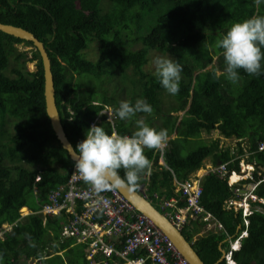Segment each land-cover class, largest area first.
<instances>
[{"label":"trees","instance_id":"1","mask_svg":"<svg viewBox=\"0 0 264 264\" xmlns=\"http://www.w3.org/2000/svg\"><path fill=\"white\" fill-rule=\"evenodd\" d=\"M255 16H264V2L0 0V22L23 27L44 44L56 107L73 148L93 125L103 126L109 135L115 131L131 136L136 130L134 120L143 118L156 131L175 132L161 151L144 150L151 168L132 186L148 181V198L154 206L158 202V210L162 199L172 196L178 206L184 205L175 180L190 177L205 159L213 166L224 165L225 175L209 171L201 177L199 200L222 228L199 234L203 222L195 217L181 229L205 264L216 262L219 246H227L226 239H234L244 228L240 210L227 205L240 198L235 187L254 182L246 179L228 185L226 176L232 170L239 172L240 159L254 164L261 177L251 191L257 199H247L251 206L247 235L232 258L238 264H264V204L259 200L264 199V148L258 149L264 142V75L251 76L241 69L238 84H231L216 46L234 23ZM92 41H96L94 60L85 51ZM151 50L170 55L181 65L176 95L166 93L154 72L144 69ZM213 56L210 69H205ZM33 60L35 67L29 70L27 63ZM261 64L264 69V60ZM43 85L40 55L32 43L0 31V229L10 225L0 237V264L87 263L84 243L60 235L66 219L63 210L56 215L20 211L23 206L36 211L51 189L66 182L74 166L46 115ZM137 99L146 100L152 113L121 121L116 115L120 102L134 104ZM105 105L115 115L113 123L101 112ZM212 130L236 138L234 147L216 137L181 155V149L202 131ZM119 171L123 177V169Z\"/></svg>","mask_w":264,"mask_h":264},{"label":"clouds","instance_id":"2","mask_svg":"<svg viewBox=\"0 0 264 264\" xmlns=\"http://www.w3.org/2000/svg\"><path fill=\"white\" fill-rule=\"evenodd\" d=\"M262 2H264V0H253L255 5H259ZM216 46L221 50L224 58L225 67L223 71L225 79L231 84H238L240 79L238 70L241 69L251 76L264 75V69H262L261 64V61L264 60V51H262V48H264V16H255L242 22L234 23L227 30L226 34L217 41ZM152 63L154 65V76L160 86L169 95H176L179 92L180 81L182 78L181 65L174 60L163 56L154 57ZM152 111V106L147 103L146 100L137 99L134 104L127 101H121L116 109V115L121 121L127 122L132 121L138 113L151 114ZM101 112L106 115L107 120L113 123L115 115L109 106L105 105ZM90 125H92V123H90ZM134 125L136 130L131 136L118 135L115 131L109 135L106 133L103 126L93 125L88 129L85 139L78 142L74 149L71 147L72 151L70 156L74 161V172L90 187L91 192L96 195L97 208H100L102 204L106 203L100 195L101 193L109 189H118L124 185L133 186L143 175H146L150 171L151 164L149 159L144 155V150H158L163 144H165L163 148L167 146L166 130L161 129L160 131H156L151 128L143 118L135 119ZM161 150L162 149H160V151ZM243 162L245 163V161ZM245 164L249 167L253 166L255 168L254 164ZM211 166L213 165L211 164ZM200 168L203 167L201 166ZM121 169H123V177L120 175L119 170ZM251 169L253 168L251 167ZM257 171L260 175V170ZM233 172L237 175L240 174L239 179H237L239 180L238 182L251 179L245 175L246 178L243 180L244 177L241 175L242 173L240 172V169L239 172L232 170L226 176L228 185L238 183L237 180L232 181L237 183H232L230 181L231 184H229L228 182L229 176ZM259 179L260 178L257 180L251 179L254 181L253 183L251 182V184H253L252 189L259 182ZM262 180L264 181L263 178ZM243 184L244 183H241V187L238 189L241 190ZM251 191L250 196H253L254 199L246 196L242 209L241 207L237 210L233 208L235 211L240 210L241 216L243 215L242 221L244 228L234 239H232L231 236L226 239L228 242L227 246H219V250L221 248L224 251L221 261L224 260L225 264H238V262L232 258V252L240 248L241 239L247 235L246 228L248 220L246 219V216L250 213L251 207L247 199H257ZM242 196L243 195L240 194V198L231 200H241ZM259 200L264 204V199ZM43 204H41L36 211H30L26 206H23L20 208V211L22 212L24 209L27 211L24 214H21L25 215L30 212L39 213L41 212L40 210ZM202 225H204V222ZM189 242L191 243V241ZM233 243H238L237 247H234Z\"/></svg>","mask_w":264,"mask_h":264},{"label":"built area","instance_id":"3","mask_svg":"<svg viewBox=\"0 0 264 264\" xmlns=\"http://www.w3.org/2000/svg\"><path fill=\"white\" fill-rule=\"evenodd\" d=\"M262 148L264 142L258 144V149ZM74 171L73 166L66 182L49 191L48 200L40 211L59 214L63 210L66 219L62 222L60 235L85 244L86 264H191L171 239L137 211L118 189L101 193L106 203L97 208L96 195ZM209 171L226 174L223 164L209 166ZM146 186L145 183L139 185L140 193L149 200ZM175 189L184 198V205L178 206V199L172 196L163 198L160 208L178 229L184 228L195 217H200L212 228H222V224L211 213L204 212L199 204L200 176H190L180 182L175 180ZM239 191L234 189L236 193ZM9 229L10 226L4 224L0 237Z\"/></svg>","mask_w":264,"mask_h":264},{"label":"water","instance_id":"4","mask_svg":"<svg viewBox=\"0 0 264 264\" xmlns=\"http://www.w3.org/2000/svg\"><path fill=\"white\" fill-rule=\"evenodd\" d=\"M0 31L29 41L32 43L40 55L42 71H43V95L45 103V112L49 118L50 125L56 138L70 156L71 142L67 138L63 126L60 121L59 113L55 103V90L53 85V76L51 72V61L42 41H40L31 31L13 24L0 22ZM70 146V147H69ZM74 149V148H73ZM73 160V159H72ZM118 190L131 202L137 211L148 217L163 233H165L182 253V255L191 264H205L196 250L193 248L185 235L162 213L158 210L148 199L140 193V187L134 188L132 186L124 185ZM222 255L213 264H217L223 258V249L220 248Z\"/></svg>","mask_w":264,"mask_h":264},{"label":"rangeland","instance_id":"5","mask_svg":"<svg viewBox=\"0 0 264 264\" xmlns=\"http://www.w3.org/2000/svg\"><path fill=\"white\" fill-rule=\"evenodd\" d=\"M137 46H138V44L135 45V47H137ZM19 47H20V48H23V49H27V48H28V46H25V45H23V44H20ZM85 51H86V56H87L89 59H91V60L96 59V57H97L96 41H92V42H90L89 47H88ZM156 56H163V55L159 54L158 52H155L154 50L149 51V53H148V61H147V63L144 65V69H145L146 71L154 72V65H153L152 61H153L154 57H156ZM163 57H166V56H163ZM166 58H170V59H172V60L175 61V58L172 57V56H170V55H169V56L167 55ZM214 60H215V56H213V61L205 66V69H210V67H211L212 63L214 62ZM34 67H35V61H34V60H33V61H30V62L27 63V68H28L29 70H33ZM219 73H221V71H220V70H216V74H219ZM108 87H111V84L108 85ZM172 113H174V112H172ZM178 113L180 114L181 112H178ZM171 136L173 137L174 134H172ZM216 137L220 139V143H221V144H223V145H227V146H230L231 149H232V147H234V145H235V143H236V140H237V139L234 138V137H231V138H224V137H222V136L218 133L217 130H212V131H210L209 133H206L205 131H202V132L200 133V135H199L197 138H194V139L190 142V144H189L188 146L183 147V149H181V151H180V152H181V155H183V156L186 155L191 149L195 148V147H196L197 145H199L201 142H203V141H208V140L213 139V138H216ZM243 144H245V142H243ZM205 164H210V165H211V163L209 162L208 159H205V160H204V162L202 163V167H203ZM239 164H240V166H241V168H240V172L242 173L241 175H243V177H244L243 180H245V178H246L245 175H247L248 178H251L252 180H257L258 178L261 177V176L259 175V172H258L253 166H250V167H249L248 165H246V164L242 161V159H240ZM245 166H247V167H245ZM251 167H252L253 169H251ZM206 171H207L206 168H204V170H202V169H198V170H196L195 172L191 173L190 176H191V178H193V177H195V176H200V178H201L202 175H203V173H205ZM243 173H244V174H243ZM239 175H240V174H239ZM238 181H239V180H237V182H238ZM237 182H232V183H237ZM242 187H243V188L238 192L239 194H242V195H243V196H242V199H241V200H230V201H228V204H227L228 206L233 207L235 210L239 209L240 207H241V209H242V205H243V203H244V201H245V197H246V196H249V197H251L252 199H254L253 196H250V191H251V189H252V187H253V184H251V183H244V184L242 185ZM246 202H247V201H246ZM155 206H156L157 209H158L159 204H158V202H156V201H155ZM26 211H27V210L24 209V210H22L21 213L24 214ZM242 216H243V215H242ZM199 228H201V230H199V231H200L199 234H203V233L207 232L208 230H215V231H218V229L212 228V227H211L210 225H208V224H204V225H202L201 227L199 226ZM193 237H195V235H193L192 238H193Z\"/></svg>","mask_w":264,"mask_h":264},{"label":"crops","instance_id":"6","mask_svg":"<svg viewBox=\"0 0 264 264\" xmlns=\"http://www.w3.org/2000/svg\"><path fill=\"white\" fill-rule=\"evenodd\" d=\"M172 134H174L173 137L171 136ZM175 136H176L175 132H171L169 135H167V141H168L169 139H171V138H174ZM158 162H159V164H163V163H164L162 159H160ZM209 166H211V165H210V164H205V165L203 166V168H199V169L204 170V168H206V170L208 171V167H209ZM207 171H206L205 173H203V175L206 174ZM145 177H147V175H145ZM142 183L148 184V181H145V182H141V183H139L137 187H139V185H141ZM175 191H176V189H175ZM84 245H85V244H84Z\"/></svg>","mask_w":264,"mask_h":264},{"label":"bare ground","instance_id":"7","mask_svg":"<svg viewBox=\"0 0 264 264\" xmlns=\"http://www.w3.org/2000/svg\"><path fill=\"white\" fill-rule=\"evenodd\" d=\"M237 179H239V175H237L236 173H231L230 174V176H229V181H235V180H237ZM22 209H24V208H22ZM237 245H238V243H233V246L234 247H237Z\"/></svg>","mask_w":264,"mask_h":264}]
</instances>
